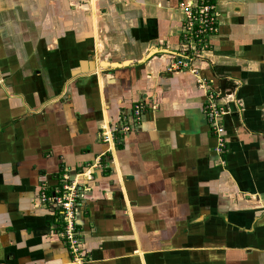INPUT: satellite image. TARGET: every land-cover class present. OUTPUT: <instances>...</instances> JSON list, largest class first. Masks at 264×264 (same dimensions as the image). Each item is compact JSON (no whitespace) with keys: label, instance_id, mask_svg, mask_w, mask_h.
<instances>
[{"label":"crops","instance_id":"0c3cea01","mask_svg":"<svg viewBox=\"0 0 264 264\" xmlns=\"http://www.w3.org/2000/svg\"><path fill=\"white\" fill-rule=\"evenodd\" d=\"M196 2L0 0V264H70L40 192L79 172L88 264H264V0H217L210 52L171 71Z\"/></svg>","mask_w":264,"mask_h":264},{"label":"built area","instance_id":"2783aa9c","mask_svg":"<svg viewBox=\"0 0 264 264\" xmlns=\"http://www.w3.org/2000/svg\"><path fill=\"white\" fill-rule=\"evenodd\" d=\"M185 12L186 20L181 34L182 49L175 55L171 65V71L174 72L189 70L195 60L202 59L211 50V39L219 33L217 0H197L195 4L188 5ZM216 96L210 92L204 113L212 133L222 139L224 147L225 130L221 119L226 111L218 104ZM148 109L149 103L141 100L131 112H123L118 124L103 128V142L112 144L122 136L140 130ZM59 179L60 183L55 187L42 186L40 203L56 216L58 236L70 255V264H88L89 255L83 247L79 223L84 210V195L90 190L94 177L87 172H79L74 177L63 173Z\"/></svg>","mask_w":264,"mask_h":264}]
</instances>
